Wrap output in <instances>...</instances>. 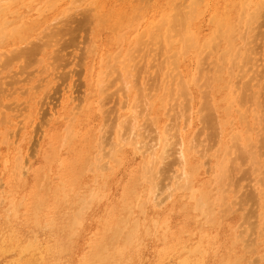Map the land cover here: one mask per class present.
Instances as JSON below:
<instances>
[{
    "label": "rangeland",
    "instance_id": "rangeland-1",
    "mask_svg": "<svg viewBox=\"0 0 264 264\" xmlns=\"http://www.w3.org/2000/svg\"><path fill=\"white\" fill-rule=\"evenodd\" d=\"M18 1H20L18 4H14V2L11 0L0 1L1 7L4 6V8H6L7 4V9H10L5 10L0 7V21L7 20V26L5 28H7L6 31H8L6 34L4 29L0 28V32L2 33L3 31L4 34H6V36H2L0 33V37H2L3 40L1 41L0 39V225L1 223L5 222L4 214L7 206H9L11 203H16L21 207L19 206L17 214L14 217L15 219H10V224H12L17 233H19L18 235L21 234L20 238L22 240L29 242V238L38 233L36 235V240L38 239L37 241L43 245V248H50L52 246L51 243L54 245L55 241L59 238L63 240L65 236L60 232L59 229L57 230V228H54V231L42 230L44 232L39 229L38 232L37 229V231L34 229V224L25 218V215L28 212L29 194H36V196L39 197L43 202V208L41 212L38 213L39 221L43 219V216L45 217V215H49L50 211L52 210V206L54 205L55 201V197L53 196L54 193L56 195V193L59 192V197H62L64 185L62 183L63 176L59 173V170L61 169L59 162H63L64 168L62 171H64L67 176H71V186H74V189L71 191V186L69 185L67 187L69 188L68 191H70V196H68L70 199L68 203L70 205H68V207H72L76 203L77 197L85 189L96 186V180L99 179L100 183H102V180L100 179L101 177H104V179L107 180H105L107 187L109 186L107 188L108 195L103 198L101 202L99 201V203H97V205L92 210H88L86 212L87 216H84L83 219L86 223L82 221V226L79 230H77L78 234H83L81 237L83 239V243L80 244V246L83 245L86 247L85 249L87 251L89 247H87L86 243H88L89 238L90 240H93L99 236L98 234L96 235V233L99 231V228L97 229L95 220L105 217L106 212H104V209L107 205L117 207L114 213H112V217L116 218L120 217L122 214H125L123 211L124 207L128 211H134L135 219L138 218L140 221L146 219V221L149 222L151 220L150 218H153L156 215L163 219L167 218L170 232L173 233V235L176 234L178 239L184 244L193 243L197 240V236L199 235V228L197 226H199L200 220L203 219L202 214H204L200 211H197L193 206V203L199 197V192L200 194L203 192L204 194L208 195L209 201H211L207 202L208 204L205 211H207L212 217L214 225L211 227H200L203 231L207 230V232L213 237V245L206 249V255L204 253L202 263L264 264V0H252L251 2H257L251 5L248 4L251 6V9L247 8L248 5H244L247 9L244 8V14L241 13V15L239 13V7H233V2L235 0H202V5H199V7H197L198 9L194 13L198 16V13L201 11L199 16L197 17L194 15L195 20H193L192 15V20L186 21L188 24L186 22L184 23L187 25V31L193 30L197 32V41L199 40L197 42L198 47L196 48V53L194 54L195 48L191 47L194 49L188 48L189 50L187 49V52L185 51L186 55H183V53L180 54V52H182L180 48L183 42L181 43V41H177L179 40V36L176 35L179 31V27L177 26L178 23L176 24V29L172 27L174 25L169 26V28L172 27V31L175 29L176 34L174 33L175 35L173 36V32L170 30L171 33L169 32V34L172 35V38L169 37L168 41H170V39H173L174 42L177 41L176 43L171 42V50H169V45L167 47L169 42H164V37H166V35L163 36V34L166 33L165 29H167V23L164 25L161 23L162 26L159 25L160 30L158 29V32L163 31L160 33V35L162 37V42L165 44L167 43L166 45L163 44L161 40L157 42L156 37H158V33L156 32L157 30L154 31V29L157 28L156 26L160 24L159 22H161V20L164 18L161 17L162 14L160 13H168V9H171L169 13L174 11L171 8L173 4L169 6L171 1L173 2L174 0H57V4L56 0H32V3L29 5L27 3L30 1L27 2L28 0ZM42 1L45 3L42 4ZM226 1L228 4H226ZM188 2L189 0H176L174 3H176L177 6L179 5L177 11H181L183 13L186 10H190L187 8L189 6ZM12 3L14 4L13 6ZM206 3H208V5L204 7L203 5H206ZM20 4H22V7H20ZM32 4L35 5L33 6ZM258 4L260 6H257ZM163 6L167 10L163 9ZM158 7L160 8L158 9ZM260 7L263 8L261 9ZM67 8L69 10H67ZM252 8L253 10L258 8L256 13L255 10H252ZM246 10H252L251 15L255 14L256 17L254 15V18L256 20L253 19L255 22L251 20L252 23L246 24L248 25L246 28L245 24H243L242 28L241 24L244 22L246 23V20L248 19L247 13H249V11L246 12ZM215 12L221 16L227 14L224 17L227 18V21L229 18V21L232 23L239 21V15L242 16L243 14L247 17L246 19V17L243 16L244 20H241L240 17L241 21L239 23L241 26L238 23L240 28L237 26L236 34L232 38V45L239 50V58L237 55H235V57L237 56L238 58L235 59L234 55H232L235 62H230V66L228 62L231 61L230 59L232 57H229V52H231L229 49L227 53H221L223 57L220 55V60L217 55L220 53V50L221 52H225L224 50H227L229 47L227 46L228 44L226 45L225 42H222V40L218 38L220 43L218 42L219 45H217V47L215 46V50L208 49L207 47L203 49L204 45L201 46L204 40L206 41L209 39V36L213 35L212 30L214 24H212L213 20H210L209 18ZM11 13L13 14L11 15ZM165 13H163V15ZM136 15L141 16L138 17L140 19H136L137 21L140 20V23L139 21L137 22L135 20L137 17ZM1 16L3 17L1 18ZM143 18L145 20H143ZM8 20H10L11 23H8ZM150 20L151 24L149 23ZM157 20L159 22H156ZM189 21H191V23H189ZM192 21L195 22L192 23ZM209 21L211 24L208 23ZM153 23H155L156 26L152 25ZM195 23L198 24L196 25ZM18 24H20L19 26L21 28H14V26L12 27V25L16 26ZM53 24L55 25L52 27ZM189 24L190 26H188ZM9 26L12 29H10ZM149 26L153 27L152 30L157 33L155 37H153L155 38V41L153 38L149 39L152 43L147 44L148 46H146L144 43L145 41H142V44L144 43L145 45L143 44V47L141 48V44L140 47L139 44L137 46V40L139 43H141V39L144 40L148 36L147 34L146 36L144 34L141 39L139 37V35H142L140 32L143 30V33H148V31L151 30ZM148 27L149 30L146 31ZM161 27H164L165 29ZM184 28L185 26H183V29ZM238 28L239 30L242 28L240 30L241 32L239 31V33L237 32ZM15 29L17 30L15 31ZM11 30L14 31L11 33L12 37L10 35ZM153 31L149 32L154 35ZM239 34H241V38L239 37ZM50 35L52 36L50 37ZM129 36L134 37L131 38ZM161 45H163L164 49L166 50H164L163 46ZM135 47L139 48L137 49ZM199 49H202V51L200 50L201 54L199 53L200 55L198 56L197 52H199ZM174 50L175 52L179 50L178 52L180 54L179 56L178 52H176V56H179L178 59L180 58L179 65L176 63V66L172 61L170 65L169 63H166V58L168 55H171L172 52L174 53ZM245 50L248 51V54H250L252 51L253 53H251L250 56L252 62L250 61V63H248L249 61L247 60V65L242 63V65H244L243 68L241 67L240 61L242 60L241 57L243 54L247 53ZM167 51H169V53ZM204 52L207 56L197 60L199 57H203ZM1 53L5 55L3 56ZM12 53H14L16 56L14 54L12 56ZM195 55L198 56V58ZM129 58L130 60H128ZM221 58L224 62L221 60ZM168 59L169 57L167 58V61L169 62L170 59L172 60V58L169 60ZM127 61L128 63H126V65H129L125 66L124 68L123 62ZM217 61V65H219L221 62L220 64L223 63L224 65L222 64L220 66H223L224 68H222L223 71L221 70L222 73L219 71L221 74L218 72L220 74L219 76L221 80L216 79L215 81L213 80V77L217 76V70L215 69ZM254 62L257 64H254ZM107 63L110 65H107ZM252 63L254 64L253 67L251 65ZM121 64L123 65V69H125L124 71ZM106 65L108 67H106ZM111 65L113 67H111ZM227 67L230 69L226 70ZM231 68L233 69L231 70ZM241 68L244 72L241 71ZM259 69L262 70L260 71ZM255 74H257V76ZM70 75H72L71 78ZM169 76L172 77V79L169 78ZM250 77L253 79H250ZM180 78L182 81L183 79L187 81L184 83L185 86L187 85L184 96H182L180 91L181 89H178L180 86L179 84L182 85L183 83L177 82L178 88L176 86V81H178ZM205 79H208V82L205 81ZM247 79H249V82H246ZM42 80L43 82L41 84ZM63 80L66 81L63 82ZM73 80H75L74 84L77 87H72L74 85L72 84ZM66 82L68 86L65 85ZM244 83H246V88L248 91L244 88ZM248 85L250 89H248ZM41 86L42 88H40ZM34 87L36 89H34ZM37 87L40 88V92H37ZM59 87H61V89ZM13 88L14 91L17 90V93L16 91L13 93ZM58 88L62 90V92ZM76 88L79 89L77 90L78 93L75 90ZM58 90L60 91V99L58 96ZM73 90V93H75L73 96L76 97L77 95L79 100L77 97L76 100L80 101L78 104V101L76 102L75 100L74 104L76 107H73L74 104L69 103L68 98L69 92ZM125 90L127 92H125ZM176 90H179V92ZM254 95L256 97L260 96L257 98L258 100L253 98ZM250 96L253 98V100L250 98ZM31 97L36 98L32 99ZM43 97L45 99H43ZM57 98L59 100H57ZM23 100L24 102L22 103H24V105H20L19 103H21ZM254 100L258 103L254 102ZM26 102H28V104ZM39 102H43V104L40 105ZM131 104L137 105V111L140 115V117L138 116L139 118H137L135 123L137 124L135 126L140 125L138 126L139 128H137L140 130V132H138V130L134 132L142 135V138L138 137L136 139V142L143 140L140 143L141 145H145L143 150H140V152L134 151L135 147L132 145L135 143L133 140L135 139L134 136L131 138L132 142H129L130 145L128 146L127 144H124L126 142L120 143L118 139H121L122 137H124L123 139H128L127 134H129V136L131 134L132 136L131 125L133 124L132 122H134V114H132L134 105ZM5 105L9 106H7L9 110H7L8 108H6ZM46 105L47 107H45ZM54 106H56L57 110H54ZM23 107L25 110L23 109L20 111ZM31 107L40 114L43 111L42 109L46 111V109L49 108L47 112L50 114L47 112L46 113L50 116L47 115V119H44L43 117L46 115L45 111L42 112V114L44 113L42 118V114L40 115L38 113V119L35 121V124L33 123L35 127L31 125L28 128H25L26 130L24 128L20 129V131L22 130L24 132H20L16 128L19 126L18 124L22 125L23 123L18 122L17 126L15 127V130H17L16 139H24V141L27 140V154H29V151L31 153L34 150H38L35 154V157L33 156L31 158L32 166L29 170L30 172L28 171V173H26L28 177L23 173V180L22 178L20 179L21 175L18 172L16 174H19V176L15 175V170H13L12 165L9 164V162H12L11 158L14 157L13 155H15L14 145L12 147L7 146L6 143H4L5 141L3 142L2 140H5L4 138L7 136L5 130L11 133V130L14 127L12 125L10 127L8 124V126H5L4 122L2 123V119H4V117L2 118V111L5 112L6 108V112L4 114L8 116L7 118L11 117L10 119L15 121L19 119L21 120L26 114V118L24 117L25 120H22V122H25L28 121L29 118H32L30 115L33 116L34 111H31ZM10 108L13 110H10ZM59 109H63V111ZM18 110L20 114L22 113L23 115H20ZM56 112L59 114L57 115ZM14 113L16 115H13ZM54 113L56 115L51 116ZM49 117L50 122L48 121V124L44 122V120L47 121ZM42 120L43 122H41ZM40 122L41 129L38 130V128H40ZM173 123L174 126L172 127ZM36 125H38V128ZM45 125L47 126L45 127ZM32 126L34 127V130H32ZM66 129L71 131L70 137L66 141L67 144L61 149V151H59L57 155L58 157L56 156L54 159H52L50 151L54 147L57 148L59 139L67 133L65 132ZM41 130L44 132V136L42 135L43 132ZM34 131H38V133ZM164 131L166 132L163 133ZM168 131L170 133H168ZM33 133H36V136ZM4 134L6 136H3ZM25 134L27 135L25 136ZM53 134H55V136ZM166 134L169 142L167 149L170 153L167 151L169 155L165 160L157 159V161L155 159L157 155L154 154L155 158L153 159L155 164L152 167L154 170L153 173H155L152 175V180L148 181L145 179L146 175L142 174L144 173L142 164L144 162L148 163L150 160H152V158L150 159L147 154H142V152L144 153V149H148L147 147L151 146L154 142L153 144L157 146L154 147V149H156L155 153H159L161 151V145H156L157 141L155 142L154 140H157V138L160 139ZM33 135L36 137L35 139ZM39 135H42V139L39 138ZM75 135L77 137H75ZM168 135H172V138L168 137ZM181 135H183L185 138L183 149L184 151H187V155L189 156L188 161L185 164H181L179 162L180 157L178 152L179 144L181 142ZM235 135L238 139L235 137ZM99 137H102V139L100 138L99 140ZM233 137L236 138L237 142L234 141L235 138ZM29 139L30 141H28ZM38 140L40 142H38ZM232 141L234 142L232 143ZM117 142H119V144ZM243 143L244 145L250 144L244 147ZM34 144H39V147L35 149L36 145L34 146ZM30 145L31 150L29 148ZM235 145L237 147H234ZM241 147L242 150L244 149L243 151L241 150ZM238 150H240L241 153H239ZM141 155L143 156L141 157ZM96 157H99V159ZM5 158H7L6 160L8 163L4 166ZM82 160L84 161L82 162ZM52 161L56 162L54 163ZM222 162L223 166L225 167L222 170V174L224 176L219 180V176H216L215 173L219 172V168L217 167H219ZM196 165L197 172L189 180L192 187H190V192L181 188L178 190L177 188H179V186L181 187L184 183L182 178V172L184 169L191 170L192 167ZM225 169L226 171L224 172ZM115 170L116 172L113 173ZM225 174L227 175L225 176ZM36 175L45 181L42 191L35 188L33 184L34 179L38 180ZM14 178L16 180H13ZM17 178H19V181H24V184L26 181L28 183L24 185L20 182L19 184ZM216 180H218V182ZM135 181L136 183L133 185L134 187L136 186L137 194L140 195L142 193L141 197L149 196L151 199L150 205H147L143 209H139L137 211L135 209H129L130 205L127 202H124L121 190V186H126L130 182L133 183ZM219 182L220 184H218ZM190 193H192V197H190ZM122 202L123 205L121 204ZM132 204L134 205L135 201L132 202ZM90 212L93 213L91 214ZM60 220L61 225L65 227V219L63 220L60 218ZM22 223L23 225H26L23 226ZM183 230L188 232L184 233ZM244 232H246V234ZM55 237L57 239H55ZM216 237L217 239H215ZM247 240L249 243L245 242ZM157 241L158 240L152 233H149V235H146L142 238L139 251L140 258L137 259V264H154L157 261L156 258H158V254L165 249V244H163L161 241ZM173 244L174 241H171L168 245L169 247H172ZM217 245L218 248L216 247ZM13 253H5V256L3 255L0 258V260L3 261H0V264H10L11 262H15L19 256L16 252ZM72 255V253L68 252L63 254L61 260L63 264H80L77 262L78 257ZM14 256L16 260L14 259ZM164 262L165 264L177 263L175 255L167 257Z\"/></svg>",
    "mask_w": 264,
    "mask_h": 264
},
{
    "label": "bare ground",
    "instance_id": "bare-ground-1",
    "mask_svg": "<svg viewBox=\"0 0 264 264\" xmlns=\"http://www.w3.org/2000/svg\"><path fill=\"white\" fill-rule=\"evenodd\" d=\"M1 1V0H0ZM12 2H14V4H18V2H20V1H18V0H11ZM22 1V0H21ZM30 1V2H29ZM32 0H28L27 2H29V3H27L28 5L30 4V3H32L31 2ZM33 1H35V0H33ZM48 1V0H47ZM141 1V0H140ZM183 1H185V0H183ZM210 1V0H209ZM234 1V0H233ZM252 0H235L234 2H233V7L235 8V7H239V13H240V15H241V13H243L244 14V11H245V9L244 8H246L244 5H248V4H254V3H256V2H251ZM263 1V0H262ZM6 2V1H5ZM9 2V1H8ZM174 2H176V0H174L173 2L171 1V3L169 4V6L171 5V4H173L172 5V10H174L172 13H169V11L171 10V9H168V13H165V12H161L160 14H162L163 15V13H165L163 16L161 15V17H164L162 20H163V22H162V20H161V22H159L158 20L156 21V22H159L160 24H158L157 26H156V22L155 23H153L152 25H155L157 28L156 29H154V31H156V32H154L153 30H152V28L153 27H150V29L151 30H149V27L147 28V30L146 31H153V33H154V35L151 33V32H149L148 31V33H143L144 32V28L142 29L143 31L142 32H140V33H142V35L140 36L139 34V37H140V39L142 38V36L145 34V36H146V34L148 35L147 37H148V39H147V37L144 39V40H142L141 39V43H139L138 42V40H137V46H138V44H139V47H140V44H141V48L143 47L142 45L145 43L146 44V46H148L147 44H151L152 42H150V40L149 39H151V38H153V37H155V35L157 34V36L158 37H156L157 39V42H159L160 40H161V42H162V37H161V35H160V33H162V32H158V29L160 30V26H162L161 25V23L164 25V24H166L167 23V29H165L164 27H161V28H164L165 30H166V33L165 34H163V36H165L166 35V37H164L165 38V41L164 42H169V44H167V47H168V45H169V48H170V45H171V42L173 43L174 41H173V39H170V41H168L169 39V37L170 38H172L171 36L173 35H175L176 34V32H175V27H179L178 28V32H177V36H179V40H177V41H181V43H182V45H181V51L182 52H180V54H182L183 53V55L187 52V49L188 48H191V47H194L195 48V50H194V54L196 53V48L198 47V44H197V42L199 41H197V32L196 31H193V30H189V27H188V30L189 31H187L186 30V26L187 25H185L184 23L186 22V21H188V20H192L191 19V17H192V15H193V20H195L194 19V15L195 16H197L196 14H194L195 12H196V10L198 9L197 7H199V5H202L201 3L203 2L202 0H189V2H188V7L187 6H185V7H187L188 9H190V10H186V11H184L183 13L180 11H177V8H178V6H177V4L176 3H174ZM223 2V1H222ZM242 2V3H241ZM38 3V2H37ZM43 3H45L44 1H42V4ZM50 3V2H49ZM145 3V2H144ZM178 3H179V1H178ZM211 3V2H210ZM259 3V2H258ZM13 3H12V6L14 5ZM26 4V3H25ZM51 4V3H50ZM56 4H57V0H56ZM70 4V3H69ZM204 4V3H203ZM226 4H228V2L226 1ZM2 5H4V4H2ZM22 4H20V7H22L21 6ZM33 5V4H32ZM35 5V4H34ZM33 5V6H34ZM55 5V4H54ZM181 5H182V3H181ZM184 5V4H183ZM208 5V3H206V5H203L204 7H206ZM9 6H10V3H9ZM24 6V5H23ZM249 6V5H248ZM247 6V8H250L251 6H249L248 7ZM252 6H254V5H252ZM257 6H260L259 4L257 5ZM256 6V7H257ZM1 7V6H0ZM26 7H29V6H26ZM25 7V8H26ZM50 7V6H49ZM67 7V6H66ZM161 7V6H160ZM160 7H158V9L160 8ZM182 7H184V6H182ZM191 7V8H190ZM211 7V6H210ZM2 9H5V10H10V9H7V4H6V8H4V6L3 7H1ZM0 8V9H1ZM33 8V7H32ZM246 8V9H247ZM261 9L263 8V7H260ZM259 8V9H260ZM17 9V8H16ZM27 9V8H26ZM44 9V8H43ZM69 9H70V6H69ZM68 8H67V10H69ZM163 9H165L164 8V6H163ZM204 9H207V8H204ZM231 9V8H230ZM251 9V8H250ZM258 9V8H257ZM257 9L255 8L254 10H255V13H256V11H257ZM12 10V9H11ZM165 10H167V9H165ZM252 10H253V8H252ZM252 10L251 11H249V13H247V17H248V19H247V17H246V15H243L242 14V16H240L239 14V21H236V22H234V23H232V22H230L229 21V18H228V21H227V18H225L224 16H226V15H224V16H221V15H219L218 13H213L212 14V16L209 18L210 20H213V23L212 24H214L213 25V30H212V33H213V35H211V36H209L208 38L209 39H207L206 41L204 40L202 43V45L201 46H203V49L205 48V47H207L208 49H214L215 48V46L217 47V45H219L218 44V42H219V39L220 40H222V42H225L226 43V45L227 46H229L228 48H227V50H224L225 52H221V50H220V53L219 54H217L218 55V58H219V60H220V55H221V53L223 54H225V53H227V51H228V49H229V51H231V52H229L230 54H229V57H232V55H234V57H235V55H239V50L238 49H236V47L235 46H233L232 45V38H233V36L236 34V29H237V26L239 27V25H240V21L241 20H244L243 19V16L244 17H246V23L244 22V23H242L241 25H242V28H243V24H245V28L246 27H248V25H246V24H250V23H252L251 22V20L253 21V19H255L254 18V15L252 14L251 15V12H252ZM253 10V11H254ZM1 11V10H0ZM2 11H4V10H2ZM15 11V10H14ZM148 11V10H147ZM152 11V10H151ZM160 11V10H159ZM163 11V10H162ZM183 11V10H182ZM247 10H246V12H248ZM259 11V10H258ZM263 11H264V8H263ZM7 12H9V11H7ZM12 12V11H11ZM208 12V11H207ZM222 12V11H221ZM221 12H220V14H221ZM2 13V12H1ZM67 13V12H66ZM199 13H201V11L199 12ZM199 13H198V16H199ZM206 13V12H205ZM10 14V13H9ZM13 13H11V15H12ZM203 14V13H202ZM248 14H249V16H248ZM3 15V14H2ZM157 15V14H156ZM134 16V15H133ZM137 17L135 18V20L136 19H140V18H138L139 16L138 15H136ZM141 16H142V14H141ZM140 16V17H141ZM154 16V15H153ZM197 16V17H198ZM229 16V15H228ZM227 16V17H228ZM3 16H1V18H2ZM147 17V16H146ZM152 17V16H151ZM150 17V18H151ZM155 17V16H154ZM179 17V18H178ZM196 17V18H197ZM240 17H241V20H240ZM255 17H256V15H255ZM5 18H6V16H5ZM5 18H4V20H5ZM149 18V17H148ZM200 18V17H199ZM258 18V17H257ZM54 20V19H53ZM93 20H94V18H93ZM92 20V21H93ZM99 20V19H98ZM132 20V19H131ZM143 20H145L144 18H143ZM152 20V19H151ZM151 20H150V24H151ZM154 20V19H153ZM201 20H202V18H201ZM235 20V19H234ZM256 20V19H255ZM255 20L253 21V22H255ZM7 21V20H6ZM6 21H3V20H1L0 21V25H1V29H4V31H5V33L6 32H8V31H6L7 30V28H5L6 26H7V22ZM52 21V20H51ZM137 21V20H136ZM139 21V23H140V20H138ZM137 21V22H138ZM57 22H59V21H57ZM102 22L104 23V21L102 20ZM141 22H143V21H141ZM165 22V23H164ZM193 22H195V21H192V23ZM212 22V21H211ZM249 22V23H248ZM8 23H11L10 22V20H8ZM53 23V22H52ZM136 23V22H135ZM148 23V24H149ZM170 23V24H169ZM175 23V24H174ZM178 23V24H177ZM187 23V22H186ZM189 23H191V21H189ZM208 23H210V21L208 22ZM238 23H239V25H238ZM258 23H259V21H258ZM21 24V23H20ZM20 24H18V25H12V27L14 26V28H16V27H20L19 25ZM49 24V23H48ZM97 24V23H96ZM176 24H177V26H176ZM188 24V23H187ZM196 24V23H195ZM195 24H194V26H195ZM198 24V23H197ZM196 24V25H197ZM211 24V23H210ZM49 25H51V24H49ZM55 24H53L52 25V27L54 26ZM130 25H131V23H130ZM143 25H144V23H143ZM160 25V26H159ZM170 25H174V26H172V27H174L175 29H173V31H172V27H170L169 28V26ZM240 25V26H241ZM255 25H257V24H255ZM259 25V24H258ZM261 25H262V23H261ZM11 26V25H10ZM9 26V27H10ZM22 26V25H21ZM45 26V25H44ZM47 26V25H46ZM148 26V25H147ZM146 26V27H147ZM166 26V25H165ZM183 26H185V28L183 29ZM188 26H190V24L188 25ZM192 26V25H191ZM194 26H193V28H194ZM49 27V26H48ZM200 27V26H199ZM250 27V26H249ZM254 27V26H253ZM21 28V27H20ZM46 28V27H45ZM192 28V29H193ZM196 28H198V27H196ZM195 28V29H196ZM201 28V27H200ZM240 28V27H239ZM239 28H238V30H237V32L239 33V31L242 29H240L239 30ZM256 28H258V27H256ZM0 29V30H1ZM10 29H12L11 27H10ZM114 29H115V27H114ZM116 29H117V26H116ZM169 29V30H168ZM8 30H9V28H8ZM14 30V29H13ZM13 30H11V32H10V35H11V33H13L14 31ZM17 29H15V31H16ZM163 30V29H162ZM168 30V31H167ZM170 30H171V32H173L172 33V35H170L169 34V32H170ZM197 30H199V29H197ZM255 30H257V29H255ZM49 31V30H48ZM52 31V30H51ZM54 31H55V29H54ZM191 31V32H190ZM193 31V32H192ZM247 31H248V28H247ZM53 32V31H52ZM52 32H50V33H52ZM170 32V33H171ZM241 32V31H240ZM257 32V31H256ZM1 33V32H0ZM175 33V34H174ZM179 33V34H178ZM243 33V32H242ZM247 33V32H246ZM7 34V33H6ZM6 34H4V32L2 31V33H1V35L3 36H6ZM47 34V33H46ZM54 34V33H53ZM52 34V35H53ZM181 34V35H180ZM17 35H18V33H17ZM49 35V34H48ZM52 35H50V37L52 36ZM134 35V34H133ZM136 35V34H135ZM160 35V36H159ZM170 35V36H169ZM254 35V34H253ZM132 36V35H131ZM131 36H129V37H131ZM200 36V35H199ZM241 36V34H239V37ZM248 36H250V35H248ZM9 37V36H8ZM11 37H12V35H11ZM49 37V36H48ZM134 37V36H133ZM133 37H131V38H133ZM136 37H137V35H136ZM139 37H138V39H139ZM181 37H182V39H181ZM199 38V37H198ZM219 38V39H218ZM241 38V37H240ZM248 38V37H247ZM0 39H1V41H3L2 40V37H0ZM206 39V38H205ZM146 40H147V43H146ZM153 40L155 41V38H153ZM152 40V41H153ZM164 40V39H163ZM172 40V41H171ZM217 40V41H216ZM254 40V39H253ZM142 41L144 42L143 44H142ZM176 41V42H177ZM215 41H216V43H215ZM246 41H247V39H246ZM176 42H174V43H176ZM252 42H255V41H252ZM155 43V42H154ZM163 43V42H162ZM220 43V42H219ZM243 43V42H242ZM135 44V43H134ZM144 44V45H145ZM156 44V43H155ZM155 44H153V45H155ZM163 44H165V43H163ZM165 44V45H166ZM197 44V46L195 47V45ZM249 44V43H248ZM91 45V44H90ZM194 45V46H193ZM245 45V44H244ZM253 45V44H252ZM149 46H151V45H149ZM157 46H158V44H157ZM161 46H163V45H161ZM172 46V45H171ZM240 46V45H239ZM242 46V45H241ZM90 47V46H89ZM138 47V48H139ZM152 47V46H151ZM177 47V46H176ZM211 47H213V48H211ZM226 47V46H225ZM243 47V46H242ZM91 48H93V47H91ZM135 48H137V47H135ZM137 48V49H138ZM140 48V49H141ZM146 48V47H145ZM144 48V49H145ZM194 48H191V49H194ZM199 48H200V46H199ZM202 48V47H201ZM241 48V47H240ZM94 49V48H93ZM163 49H164V46H163ZM174 49L176 50V48L174 47ZM231 49V50H230ZM245 49V48H244ZM249 49V48H248ZM143 50V49H142ZM162 50V49H161ZM164 50H166V49H164ZM168 50V49H167ZM169 50H171V48L169 49ZM175 50H174V53L172 52V54L171 55H168V57H169V59L170 58H172V60L170 59V62L169 61H167V58H166V63H169V65L171 64V61L172 62H174V64H175V66H176V63H177V65H179V59H178V57L180 56V54H179V50L178 51H176V52H178V55L179 56H176L177 54H176V52H175ZM189 50V49H188ZM202 51V49H199V52H197L198 53V56L201 54V51ZM215 50V49H214ZM251 50V49H250ZM252 50H253V48H252ZM153 51V50H152ZM184 51V52H183ZM186 51V52H185ZM246 51V50H245ZM244 51V52H245ZM264 51V50H263ZM168 53H169V51H167ZM247 53H244L243 54V56L241 57L242 58V60L240 61V63H241V67H243L244 68V65H242V63L243 64H245V65H247V63H246V61L248 60L249 62L248 63H250V61L252 60L251 59V53H253V51L250 53V54H248V51H246ZM254 52H255V50H254ZM165 53H166V51H165ZM200 53V54H199ZM208 53V52H207ZM213 53V52H212ZM2 54V53H1ZM13 54L14 53H12V56H13ZM17 54V53H16ZM174 54V55H173ZM206 53L204 52L203 53V57L201 56V57H199L198 58V56H196L198 59L197 60H199L200 58L202 59V58H204L205 56H207V55H205ZM3 56L5 55V54H2ZM15 55V54H14ZM166 55V54H165ZM172 55H173V57H172ZM186 55V54H185ZM11 56V55H10ZM9 56V57H10ZM16 56V55H15ZM171 56V57H170ZM237 56L235 57V59H238L239 58V56H238V58H237ZM175 57V58H174ZM195 57V58H196ZM221 57H223L222 55H221ZM234 57H232L230 60L231 61H229L228 62V64H229V66H230V64L234 61ZM7 58V57H6ZM117 58V57H116ZM152 58V57H151ZM217 58V59H218ZM244 58V59H243ZM248 58V59H247ZM257 58V57H256ZM256 58H255V60H256ZM12 59V58H11ZM115 59V58H114ZM132 59V58H131ZM168 59V60H169ZM176 59H178V60H176ZM228 59V60H229ZM4 60V59H3ZM2 60V61H3ZM107 60V59H106ZM109 60V59H108ZM128 60H130V58L128 59ZM175 60H176V62H175ZM196 60V61H197ZM221 60H222V58H221ZM259 60V59H258ZM5 61V60H4ZM223 61V60H222ZM245 61V62H244ZM7 62V61H6ZM153 62V61H152ZM163 62H164V60H163ZM216 62V61H215ZM224 62V61H223ZM231 62V63H230ZM235 62V61H234ZM233 62V63H234ZM252 62V61H251ZM106 63V62H105ZM121 63H122V61H121ZM124 64V68H125V66H128V65H126V63H128V61L127 62H123ZM149 63H150V60H149ZM180 63H181V61H180ZM214 63V62H213ZM221 63V62H220ZM219 63V65H217L218 64V61H217V63H216V65H215V69L217 70L216 72H217V76H215V77H213V80H215L216 81V79H219V80H221L220 79V74L222 73L221 72V70H222V68H224L223 66L221 67L220 65H222V64H220ZM238 63V62H237ZM256 62H254V64H255ZM253 63L251 64L252 65V67H253V65H254ZM257 64V63H256ZM107 65H110V64H108L107 63ZM106 65V67H108ZM122 65V64H121ZM123 65H122V69H123ZM172 65H173V63H172ZM224 65V64H223ZM233 65V64H232ZM231 65V66H232ZM264 65V64H263ZM262 65V66H263ZM167 66H168V64H167ZM220 66V67H219ZM239 66V65H238ZM249 66V65H248ZM257 66V65H256ZM260 66H261V64H260ZM111 67H113L112 65H111ZM110 67V68H111ZM185 67V66H184ZM218 67V68H217ZM235 67V66H234ZM237 67V66H236ZM44 68V67H43ZM121 68V67H120ZM246 68H248V67H246ZM230 69V68H229ZM228 69V67H227V69L226 70H229ZM233 68H231V70H232ZM239 69V68H238ZM242 69V68H241ZM252 69V68H251ZM263 69V68H262ZM261 69V70H262ZM45 70V69H44ZM125 69H123V71H124ZM126 70H127V68H126ZM171 70V69H170ZM183 70V69H182ZM249 70V69H248ZM256 70V69H255ZM260 70V69H259ZM260 70V71H261ZM122 71V72H123ZM221 73H220V72ZM223 71V70H222ZM241 71H243V69L241 70ZM240 71V72H241ZM253 71V70H252ZM69 72V71H68ZM220 74H219V73ZM244 72V71H243ZM169 73V72H168ZM167 73V74H168ZM172 73V72H171ZM214 73V72H213ZM231 73V72H230ZM49 74V73H48ZM64 74V73H63ZM176 74V73H175ZM174 74V75H175ZM240 74V73H239ZM258 74H259V72H258ZM163 75L165 76V74L163 73ZM181 75V74H180ZM214 75V74H213ZM230 75V74H229ZM256 76H257V74H255ZM254 75V76H255ZM63 76V75H62ZM71 76L72 75H70V78H71ZM167 76V75H166ZM254 76H252V77H254ZM219 77V78H218ZM68 78H69V76H68ZM68 78H67V80H68ZM164 78V77H163ZM169 78H171L172 79V77H170L169 76ZM212 78V77H211ZM255 78V77H254ZM44 79H46V78H44ZM49 79V78H48ZM174 79V78H173ZM188 79H190V78H188ZM188 79H186V80H188ZM230 79V78H229ZM250 79H253V78H251L250 77ZM40 80V79H39ZM52 80V79H51ZM164 80V79H163ZM165 80H166V78H165ZM170 80V79H169ZM178 80V79H177ZM179 80H181V81H179ZM178 81H176V86H177V88H178V83L179 82H181V83H183L182 85L181 84H179L180 86H179V88L178 89H181L180 91H181V93H182V96H184L185 95V93H186V86L184 85V83H186L187 81H185V79H183V81H182V79L180 78ZM202 80H204V79H202ZM208 80V79H207ZM206 79H205V81H207ZM210 80V79H209ZM249 79H247L246 80V82L248 81ZM45 81V80H44ZM48 81V80H47ZM53 81V80H52ZM66 81V80H65ZM64 80H63V82H65ZM70 81V80H69ZM68 81V82H69ZM74 81L75 80H73V83L72 84H74ZM212 81V80H211ZM251 81V80H250ZM256 81V80H255ZM42 82H43V80L41 81V84H42ZM46 82V81H45ZM178 82V83H177ZM193 82V81H192ZM208 82V81H207ZM249 82V81H248ZM190 83H191V81H190ZM47 84H48V82H47ZM46 84V85H47ZM51 84H52V82H51ZM65 84V83H64ZM188 84V83H187ZM235 84V83H234ZM248 84V83H247ZM38 85V84H37ZM66 86H68L67 85V82H66V84H65ZM225 85V84H224ZM244 85H245V89L247 90V88H246V83H244ZM250 85V84H249ZM249 85H248V89H250V87H249ZM255 85V84H254ZM36 86V85H35ZM256 86V85H255ZM58 87V86H57ZM72 87H77L75 84L72 86ZM38 88V90H37V92H40V88H42V86L39 88V87H37ZM60 89H61V87H59ZM58 88V89H59ZM69 88V87H68ZM225 88V87H224ZM16 89V88H15ZM34 89H36L35 87H34ZM59 89V90H60ZM73 89V88H72ZM2 90V89H1ZM13 91H14V88L12 89ZM58 90V96H59V94H60V91L62 92V90H60L59 91ZM76 90V92H77V90H79V89H75ZM16 91V93H17V90H15ZM15 91L13 92V93H15ZM29 91V90H28ZM176 91H178L179 92V90H176ZM248 91V90H247ZM10 92V91H9ZM25 92V91H24ZM27 92V91H26ZM46 92V91H45ZM44 92V93H45ZM74 92V90L73 91H70L69 92V95H68V98H69V103L70 104H74L75 103V100H76V97H77V95H76V97L75 96H73V94H75V93H73ZM125 92H127L126 90H125ZM256 92V91H255ZM21 93V92H20ZM23 93V92H22ZM78 93V92H77ZM76 93V94H77ZM180 93V94H181ZM250 93H251V90H250ZM249 93V94H250ZM24 94V93H23ZM62 94V93H61ZM256 94V93H255ZM9 95V94H8ZM26 95V94H25ZM30 95V94H29ZM36 95V94H35ZM78 96H80V95H78ZM177 96H178V94H177ZM252 96V95H251ZM250 96V98H252ZM45 97V96H44ZM43 97V99H45ZM62 97V96H61ZM64 97V96H63ZM258 97H260V96H258ZM258 97H256L255 95L253 96V98L254 99H257ZM32 99H35V98H33V97H31ZM66 98V97H65ZM67 98V99H68ZM78 98V100H79V97H77ZM158 98V97H157ZM249 98V97H248ZM253 98H252V100H253ZM30 99V98H29ZM39 99V98H38ZM59 99H60V96H59ZM58 98H57V100H59ZM82 99V98H81ZM28 100V99H27ZM31 100V99H30ZM56 100V99H55ZM78 100H76V102L78 101ZM158 100V99H157ZM258 100V99H257ZM33 101H35V100H33ZM225 101H226V99H225ZM249 101H251V100H249ZM22 102H24V100L23 101H21V103H19L20 105L22 104V105H24V103H22ZM29 102V101H28ZM28 102H26L27 104H28ZM47 102H50V101H47ZM53 102V101H52ZM55 102H58V101H55ZM55 102H54V104H55ZM65 102V101H64ZM63 102V103H64ZM79 102L80 101H78V104H79ZM133 102V101H132ZM230 102V101H229ZM251 102H253V101H251ZM254 102H256L255 100H254ZM36 103H38V102H36ZM40 103V102H39ZM81 103H82V101H81ZM256 103H258V102H256ZM1 104V103H0ZM35 104V103H34ZM43 104V102H41L40 103V105H42ZM60 104V103H59ZM58 104V105H59ZM122 104V103H121ZM125 104V103H124ZM123 104V105H124ZM39 105V106H40ZM50 105V104H49ZM53 105V104H52ZM68 105V104H67ZM131 105H134V104H131ZM131 105H130V107H131ZM136 105V104H135ZM134 105V107H133V112H132V114H134V118H133V120H134V122H132L131 124V127H132V129H131V127H130V129H131V132H132V136H131V134H130V136H129V134H127L128 136V139L127 138H125V139H123L124 137H122L121 139L120 138H118L119 139V141H120V143H122V142H126V143H124V144H127V146L128 145H130V143L129 142H132V140H131V138H133V136H134V138L135 139H133L134 141H135V143L134 144H132V145H134V147H135V149H134V151H136V152H140V150H143V148L145 147V145L143 144V145H141V143L140 142H142L143 140H140L139 142H136V139L139 137V138H142V135L141 134H139V133H134V132H136V130H138L137 128H139L138 126H140V125H138V126H135V125H137V124H135L136 123V121H137V118H139L140 117V115H139V113H138V111H137V105L135 106ZM6 106V105H5ZM8 106V105H7ZM6 106V108H8ZM17 106V105H16ZM37 106V105H36ZM60 106V105H59ZM61 106H62V104H61ZM4 107V106H3ZM42 107V106H41ZM45 107H47V105L45 106ZM55 108H54V110H57L56 109V106H54ZM58 107V106H57ZM65 107H66V105H65ZM68 107V106H67ZM73 107H76V105L74 104L73 105ZM120 107V106H119ZM257 107V106H256ZM6 108H5V112H6ZM26 108V107H25ZM27 108H28V106H27ZM33 108H35V107H33ZM43 108V107H42ZM59 108V107H58ZM120 108H122V107H120ZM132 108V107H131ZM226 108V107H225ZM229 108V107H228ZM260 108V107H259ZM24 109V107L20 110V111H22ZM31 109H32V107H31ZM30 109V110H31ZM36 109V108H35ZM38 109V108H37ZM46 109V108H45ZM49 109V108H48ZM48 109H46V111L44 110V109H42L43 111L42 112H44L45 111V116L43 117L44 119H47L46 118V116L48 115V114H50V113H48L47 111H48ZM51 109H53V108H51ZM74 109V108H73ZM98 109V108H97ZM124 109V108H123ZM129 109V108H128ZM7 110H9V108L7 109ZM10 110H13V109H11L10 108ZM19 110H18V113L20 114V112H19ZM25 110V109H24ZM27 110V109H26ZM29 110V111H30ZM53 110V111H54ZM59 110H62L63 111V109H59ZM99 110V109H98ZM130 110H132V109H130ZM226 110V109H225ZM31 111H34L33 112V116H31L30 115V117H32V118H29V120L28 121H23L22 122V120H25V116H27L26 114H25V118L24 117H22V119L20 120H17V121H15V120H13V119H10V118H7L8 116L7 115H5L4 113V111H2L3 112V116H2V118L4 117V119H2V123L4 122V125L6 126L7 124L8 125H10V127H11V125L14 127L12 130H11V133H9V132H7L6 130H5V132L7 133V136L4 134L3 136H6L4 139L5 140H2L4 143H6V145L7 146H13L14 145V149H15V152H14V154L15 155H13L14 157H12L11 159H12V162H9V164H11L12 165V169L13 170H15V175H17L16 173L18 172L20 175H21V177H20V179L22 178L23 179V177L22 176H24L23 175V173L26 175V173H28V171L30 170V168H31V166H32V162H31V158L34 156L35 157V154H36V152L38 151V150H34V151H32L31 153H30V151H29V154H27V150H26V144H28L27 143V140L26 141H24V139H16V131L18 130V131H20V129H22V128H28L29 126H31V125H33V123L35 124V121L38 119V113L39 112H37L36 110H31ZM39 111H40V107H39ZM9 112V111H8ZM26 112V111H25ZM42 112H41V114H42ZM48 114H47V113ZM55 112V111H54ZM87 112H88V110H87ZM90 112V111H89ZM24 113V112H23ZM63 113H65V112H63ZM71 113H72V111H71ZM70 113V114H71ZM103 113V112H102ZM0 114H1V112H0ZM31 114H32V112H31ZM40 114V113H39ZM40 114V115H41ZM44 114V113H43ZM43 114L41 115V118H42V116H43ZM56 114L58 115L59 113H57L56 112ZM55 113L53 114V115H51V116H55L56 115ZM61 114V113H60ZM141 114V113H140ZM10 115H12V114H10ZM13 115H16L15 113L13 114ZM12 115V116H13ZM20 115H23L22 113L20 114ZM19 115V116H20ZM63 115V114H62ZM241 115V114H240ZM246 115V114H245ZM19 116H17V117H19ZM48 116H50V115H48ZM139 116V117H138ZM15 117V116H14ZM24 118V119H23ZM40 118V117H39ZM40 118V119H41ZM54 118V117H53ZM71 118V117H70ZM69 118V119H70ZM86 118H87V116H86ZM43 119V120H44ZM51 119H52V117H51ZM43 120L41 121V122H43ZM50 120V117H49V119L47 120V121H45L44 120V122H46V123H48L49 124V121ZM243 120V119H242ZM257 120H259V119H257ZM49 121V122H48ZM55 121V120H54ZM18 122L19 123H23L22 125L21 124H18ZM41 122H40V124H39V127H40V125H41ZM37 123V122H36ZM17 124L19 125V126H17ZM38 124V123H37ZM44 124V123H43ZM47 124V125H48ZM89 124V123H88ZM3 125V124H2ZM7 125V126H8ZM47 125H45V127L47 126ZM177 125V124H176ZM223 125V124H222ZM17 126V127H16ZM20 126H22V127H20ZM34 126V125H33ZM32 126V127H33ZM38 125H36V127H37ZM49 126V125H48ZM82 126V125H81ZM174 126V123H173V125H172V127ZM15 127L17 128V130H15ZM35 127V126H34ZM34 127H33V129L32 130H34ZM52 127V126H51ZM88 127H89V125H88ZM171 127V128H172ZM177 127V126H176ZM38 128V127H37ZM42 128H43V126H42ZM164 128H165V125H164ZM168 128H170V127H168ZM185 128V127H184ZM39 129H41V127L40 128H38V130ZM47 129V128H46ZM80 129H81V127H80ZM167 129V128H166ZM165 129V130H166ZM174 129H175V127H174ZM178 129V128H177ZM8 130V129H7ZM26 130V129H25ZM29 130H30V128H29ZM98 130V129H97ZM180 130H182V129H180ZM9 131H10V129H9ZM22 131V130H21ZM20 131V132H21ZM42 131V130H41ZM41 131H40V134H41ZM43 131H44V129H43ZM42 131V132H43ZM130 131V130H129ZM156 131V130H155ZM173 131V130H172ZM22 132H24V131H22ZM27 132V131H26ZM34 132H36V133H38V131H34ZM55 132V131H54ZM65 132H67L66 133V135H64L63 137H61L60 139H59V141H58V145H57V148H53L51 151H50V154H51V158L52 159H54L57 155H58V153H59V151H61V149L67 144V139L70 137V133H71V131H68L67 129H66V131ZM80 132V131H79ZM78 132V133H79ZM138 132H140V130H138ZM166 131H164L163 133H165ZM17 133H19V132H17ZM32 133V132H31ZM35 133V134H36ZM51 133V132H50ZM73 133V132H72ZM130 133V132H129ZM168 133H170L169 131H168ZM20 134V133H19ZM34 134V133H33ZM34 134V135H35ZM44 134V132L42 133V135ZM60 134V133H59ZM90 134V133H89ZM18 135V134H17ZM27 134H25V136H26ZM33 135V136H34ZM41 135V136H42ZM54 136H55V134H53ZM141 135V136H140ZM173 135V134H172ZM171 135V136H172ZM36 136V135H35ZM34 136V139L36 138ZM40 136V135H39ZM39 137V138H41L42 139V137ZM44 136V135H43ZM49 136V135H48ZM170 135H168V137H171ZM234 136V135H233ZM31 137V136H30ZM75 137H77L76 135H75ZM81 137V136H80ZM235 137L237 138V136L235 135ZM235 137H233V138H235ZM19 138V137H18ZM23 138V137H22ZM29 138V137H28ZM38 138V139H39ZM100 138L102 139V137H99V140H100ZM172 138V137H171ZM231 138H232V136H231ZM230 138V139H231ZM236 138L234 139V141H236L237 142V140H236ZM31 139V138H30ZM30 139L28 140V141H30ZM238 139V138H237ZM43 141V140H42ZM144 141H145V139H144ZM155 142H156V145L158 144V146H160L161 145V151L159 152V153H155V150L156 149H154V147H157V146H155V144H153L152 143V145L151 146H149V147H147L148 149H144V153L142 152V154H147L148 155V157L151 159L152 158V160H150L148 163H146V162H144L143 164H142V169L144 170V173H142L143 175H146V177H145V179L146 180H148V181H151L152 180V175L155 173H153V165L155 164V162H154V159L153 158H155L154 157V154H156L157 155V157L155 158L156 159V161H157V159H161V160H165L167 157H168V153H170L169 151H168V149H167V147H168V145H169V142H168V138H167V134L165 135V136H163L162 138H157V140H154ZM234 141H232V143L234 142ZM33 142V141H32ZM38 142H40L39 140H38ZM46 142V141H45ZM51 142V141H50ZM100 142V141H99ZM147 142V141H146ZM235 142V143H236ZM34 143V142H33ZM118 144H119V142H117ZM144 143V142H143ZM184 143H185V138H184V136L183 135H181V142H180V144H179V157H180V163L181 164H185L187 161H188V158H189V156L187 155V151H184ZM30 144H31V142H30ZM148 144H149V142H148ZM250 144V143H249ZM248 144V145H249ZM33 145V144H32ZM36 144H34V146H35ZM114 145H115V143H114ZM140 145V146H139ZM234 145V144H233ZM237 145V144H236ZM234 146V147H237V146ZM243 145H244V143H243ZM247 145V144H246ZM246 145H244V147L246 146ZM247 145V146H248ZM34 146H32V147H34ZM49 146V145H48ZM122 146V145H121ZM153 146V147H152ZM239 146H242V145H239ZM37 147H39V144H37L36 145V147H35V149L37 148ZM50 147V146H49ZM30 150H31V145H30ZM29 148H28V150H29ZM41 148V147H40ZM240 148V147H239ZM250 148V147H249ZM76 149V148H75ZM251 149V148H250ZM250 149H249V152H250ZM40 150V149H39ZM189 150V149H188ZM241 150H242V147H241ZM244 150V149H243ZM242 150V151H243ZM42 151V150H41ZM78 151V150H77ZM167 151H168V153H167ZM239 151V153H241L240 152V150H238ZM248 152V153H249ZM135 153V152H134ZM244 153V152H243ZM242 153V154H243ZM136 154H138V153H136ZM247 155V154H246ZM255 155V154H254ZM65 156V155H64ZM143 155H141V157H142ZM146 156V155H145ZM244 156V155H243ZM11 157V156H10ZM49 157V156H48ZM58 157V156H57ZM256 157V156H255ZM47 158V157H46ZM96 158H98L99 159V157H96ZM7 158H5V160H4V166L8 163L7 162V160H6ZM65 159H66V157H65ZM81 159V158H80ZM60 160V159H59ZM58 160V161H59ZM62 160H63V158H62ZM119 160V159H118ZM224 160V159H223ZM8 161H9V159H8ZM33 161V160H32ZM49 161V160H48ZM84 160H82V162H83ZM115 161H117V160H115ZM175 161H177V160H175ZM220 161H222V160H220ZM52 162H54V161H52ZM56 162V161H55ZM54 162V163H55ZM64 162H66V161H64ZM118 162V161H117ZM116 162V163H117ZM224 162V161H223ZM223 162L219 165V167H217V168H219L218 169V173H215L216 174V176L218 175L219 176V180H220V178H222L224 175L222 174L223 173V169L225 168L224 166H223ZM43 163V162H42ZM58 163V162H57ZM60 164V167H61V169L59 170V173L63 176V180H62V183H63V192H62V197L60 198L59 197V195H60V193L59 192H57L56 193V195H55V193H54V197H55V201H54V205L52 206V210L50 211V213H49V215H45V217L43 216V219L41 220V221H39L38 220V213H40L41 212V210H42V208H43V202H42V200L39 198V197H37L36 196V194H34V193H31V194H27L28 195V203H29V205H28V212L26 213V215H25V218H26V220H29L31 223H33L34 225V229L36 230H38V232H39V229H41V231L42 230H53L54 231V228H57V230L59 229L60 230V232L65 236V238L63 239V240H61L60 238L58 239V240H56L55 241V244L53 245V243H51L52 244V246L49 248V247H44L43 248V245H41L40 244V242L39 241H37L36 240V235L38 234H35V235H33L32 237H30L29 238V242H27V241H24V240H22L21 238H20V235H18L19 233H17V231H16V229L12 226V224H10V219L11 218H13V219H15L14 217L16 216V214H17V210H18V208H19V204H16V203H11L9 206H7V208H6V210H5V214H4V216H5V222L4 223H1V225H0V258L4 255L5 256V253H8V252H16L17 253V255L19 256V258L16 260L15 259V256H14V259L16 260L15 262H11L10 264H63V262L61 261L62 260V255L63 254H65L66 252H68V253H72L73 255H75V257H78V260H77V262L78 263H80V264H137V259L138 258H140V254H139V251H140V246H141V242H142V238L144 237V236H146V235H149V233H152V234H154V237L158 240V241H161L163 244H165L164 245V247H165V249L163 250V248H162V252H160L159 254H158V258H156L157 259V261L154 263V264H165V260L167 259V257H170L171 255H175V258H176V261H177V263L176 264H201L202 263V261H203V256H204V253H205V255H206V249L208 248V247H210V246H212L213 245V237H212V235L210 234V233H208L207 232V230L206 231H203L200 227H202V226H205V227H207V226H213L214 225V223H213V220H212V217L210 216V214L207 212V211H205V209H206V207H207V202L209 201V198H208V195L207 194H204L203 192L200 194V192H199V197L194 201V203H193V206L196 208V210L197 211H200L201 213H204V214H202L203 215V219H201L200 220V223H199V226H197L198 228H199V232H198V236H197V240L196 241H194L193 243H188V244H184V243H182L179 239H178V236H176V234L175 235H173V233H171L170 232V227H169V223H168V219L167 218H161L160 216H158V215H156V216H154L153 218H150L151 220L148 222V221H146V219H143L142 221H140L138 218H136L135 219V217H134V214H135V212L134 211H132V210H127L125 207H124V209H123V211L125 212V214H122V215H120V217H118V218H116V217H112V213H114V211L117 209V207H113V206H110V205H107L106 206V208L104 209V212H106V215H105V217H103V218H99L98 220H95L96 221V224H97V229L99 228V231H98V233H96V235L98 234L99 236L98 237H96V239L94 238L93 240L91 239L90 240V238H89V241H88V243H86L87 244V247H89V249H88V251L85 249L86 247H84L83 245H81L80 246V244H82L83 243V239L81 238L82 236H83V234L82 233H77V230H79L80 229V227L82 226L81 224H82V221H84L83 219H84V216H87L86 215V212L88 211V210H92L96 205H97V203H99V201L101 202L102 201V199L103 198H105L107 195H108V192H107V188L109 187H107V183H106V179H104V177H101L100 179L102 180V183H100V181H99V179L98 180H96L94 183L95 184H97L96 186H93V187H88L87 189H85L78 197H77V201H76V203L72 206V207H68V205H70L68 202H69V198H68V196H70L69 195V192L71 191V190H73L74 189V186H71L72 185V182H71V180H70V178H71V176L70 175H66V173H64V171H62V169L64 168V163L62 162H59ZM67 163V162H66ZM34 164V163H33ZM81 164V163H80ZM93 164L95 165V163L93 162ZM53 165V164H52ZM51 165V166H52ZM57 165V164H56ZM55 165V166H56ZM83 165V164H82ZM90 165V164H89ZM88 165V166H89ZM105 165V164H104ZM122 166V165H121ZM7 167V166H6ZM185 167V166H184ZM71 168V167H70ZM89 168V167H88ZM101 168V167H100ZM227 168V167H226ZM7 169V168H6ZM8 169H9V167H8ZM34 169H35V167H34ZM81 169H82V167H81ZM1 170V169H0ZM5 170V169H4ZM12 170V171H13ZM57 170V169H56ZM227 170H228V168H227ZM7 171V170H6ZM11 171V172H12ZM35 171V170H34ZM58 171V170H57ZM90 171V170H89ZM226 171V169L224 170V172ZM30 172V171H29ZM70 172V171H69ZM72 172V171H71ZM78 172V171H77ZM114 172H116V170L115 171H113V173ZM197 172V165L196 166H193L192 167V169L191 170H185L184 169V171L182 172V174L184 175V177H183V175H182V178H183V180H184V183H183V185L180 187L179 186V188H177L178 190H180V188L181 189H184V190H186V191H189L190 192V190H191V183L189 182V180L194 176V174ZM1 173V172H0ZM11 174V173H10ZM19 174L17 175V176H19ZM112 174V173H111ZM118 174V173H117ZM2 175H3V173H2ZM221 175V176H220ZM227 174H225V176H226ZM27 176V175H26ZM58 176V175H57ZM122 176V175H121ZM120 176V177H121ZM134 176V175H133ZM11 177H13V176H11ZM28 177V176H27ZM113 177H114V175H113ZM144 177V176H143ZM36 178L38 179V180H36V179H34V181H33V184H34V186H35V188H37L38 190H40V191H42V189L44 188V179H42V178H39L38 177V175H36ZM61 178V177H60ZM131 178V177H130ZM213 178H215V177H213ZM19 178H17V180H18ZM112 179V178H111ZM122 179V178H121ZM134 179V178H133ZM217 179V178H216ZM2 180V179H1ZM13 180H16L15 178L13 179ZM12 180V181H13ZM24 180V179H23ZM30 180V179H29ZM106 180V181H105ZM112 180H114V179H112ZM123 180V179H122ZM213 180H215V179H213ZM3 181H4V179H3ZM19 181V180H18ZM99 181V182H98ZM109 181H110V179H109ZM125 181V180H124ZM128 181V180H127ZM130 181V180H129ZM217 182H218V180H216ZM215 181V182H216ZM222 181H223V179H222ZM2 182V181H1ZM8 182V181H7ZM20 182L22 183V184H24V181H19V184H20ZM118 182V181H117ZM120 182V181H119ZM123 182V181H122ZM126 182V181H125ZM215 182H213V183H215ZM216 182V183H217ZM26 183H28L27 181H26ZM25 183V184H26ZM121 183V182H120ZM129 183V182H128ZM136 183V181L135 182H133V183H129L128 185H126V186H121L120 184V186H121V190H122V197H123V199H124V202H127L130 206H129V209H135L136 211L137 210H139V209H143L144 207H146L147 205H150L151 204V199H150V197L149 196H144V197H141V194L139 195V194H137V192H136V186L134 187V185L133 184H135ZM222 183V182H221ZM24 184V185H25ZM109 184V183H108ZM115 184V183H114ZM113 184V185H114ZM189 184V185H188ZM218 184H220V182L218 183ZM71 186V189H70V191H68V189L69 188H67L68 186ZM118 185V184H117ZM124 185V184H123ZM215 185V184H214ZM11 186V185H10ZM27 186V185H26ZM115 186V185H114ZM139 186V185H138ZM0 187H1V185H0ZM111 187V186H110ZM191 187V188H190ZM3 188V187H2ZM8 188V187H7ZM10 188V187H9ZM154 188H155V186H154ZM113 189V188H112ZM115 189V188H114ZM158 190V189H157ZM196 190V189H195ZM35 191V190H34ZM209 191V190H208ZM151 192V191H150ZM1 193V192H0ZM38 193H39V191H38ZM111 193V192H110ZM115 194V193H114ZM113 194V195H114ZM8 195V194H7ZM9 195H10V193H9ZM118 195H119V191H118ZM77 196V195H76ZM13 197V196H12ZM74 197V196H73ZM190 197H192V193H190ZM194 197V196H193ZM25 198H26V196H25ZM112 198V197H111ZM153 198V197H152ZM216 198V197H215ZM224 198V197H223ZM222 198V199H223ZM14 199V198H13ZM22 199H23V197H22ZM120 199H122V198H120ZM190 199V198H189ZM192 199V198H191ZM218 199V198H217ZM117 200V199H116ZM192 200H194V199H192ZM219 200V199H218ZM218 200H216V201H218ZM10 201V200H9ZM12 201V200H11ZM16 201V200H15ZM14 201V202H15ZM19 201V200H18ZM135 201V204L133 205L132 204V202H134ZM21 202V201H20ZM27 202V201H26ZM110 202V201H109ZM154 202V201H153ZM158 202V201H157ZM209 202H211V201H209ZM10 203V202H9ZM50 203V202H49ZM221 203V202H220ZM27 204V203H26ZM122 205H123V202L121 203ZM131 204H132V206H131ZM160 204V203H159ZM158 204V205H159ZM72 205V204H71ZM105 205V204H104ZM219 205V204H218ZM45 206V205H44ZM65 206V207H64ZM214 206V205H213ZM21 207V206H20ZM26 207V206H25ZM45 208V207H44ZM61 208H62V210H61ZM103 208V207H102ZM123 208V207H122ZM220 208H221V205H220ZM47 209V208H46ZM69 209H70V211H69ZM96 209V208H95ZM167 210V209H166ZM165 210V211H166ZM27 211V210H26ZM47 211V210H46ZM69 211V212H68ZM209 211V210H208ZM99 212V211H98ZM142 212V211H141ZM149 212V211H148ZM213 212V211H212ZM23 213V212H22ZM91 213V212H90ZM93 213V212H92ZM91 213V214H92ZM164 213V212H163ZM173 213V212H172ZM21 214V213H20ZM150 214V213H149ZM160 214V213H159ZM152 215H153V213H152ZM59 216V217H58ZM93 216V215H92ZM116 216V215H115ZM89 217H90V215H89ZM101 217V216H100ZM149 217V216H148ZM60 218H62L63 220L65 219V227L64 226H62L61 225V223H60ZM96 218V217H95ZM12 219V220H13ZM18 219V218H17ZM97 219V218H96ZM171 219V218H170ZM63 220H62V223H63ZM68 220H69V222H68ZM94 220V219H93ZM148 220V219H147ZM21 221V220H20ZM171 221V220H170ZM8 222V223H7ZM85 222V221H84ZM91 222V221H90ZM19 223V222H18ZM86 223V222H85ZM84 223V224H85ZM175 223V222H174ZM171 224V223H170ZM21 225V224H20ZM22 225H23V223H22ZM24 225H26V224H24ZM23 225V226H24ZM64 225V224H63ZM178 225V224H177ZM31 227V226H30ZM86 227V226H85ZM84 227V228H85ZM241 227V226H240ZM83 228V229H84ZM186 228V227H185ZM22 229V228H21ZM26 229V228H25ZM212 229V228H211ZM36 230V231H37ZM32 231V230H31ZM26 232V231H25ZM28 232V231H27ZM35 232V231H34ZM42 232H44V231H42ZM50 232V231H49ZM83 232V231H82ZM94 232H96V231H94ZM183 232L184 233H187L188 231H186V230H183ZM195 232V231H194ZM197 232V231H196ZM24 233V232H23ZM52 233H54V232H52ZM245 234H246V232H244ZM50 234V233H49ZM197 234V233H196ZM215 234V233H214ZM240 234V233H239ZM250 234V233H249ZM30 235V234H29ZM32 235V234H31ZM41 235V234H40ZM54 235V234H53ZM151 235V234H150ZM187 235V234H186ZM248 235V234H247ZM28 236V235H27ZM90 236V235H89ZM193 236H194V233H193ZM196 236V235H195ZM23 237V236H22ZM44 237V236H43ZM48 237H49V235H48ZM248 237V236H247ZM246 237V238H247ZM24 238V237H23ZM32 238V239H31ZM53 238V237H52ZM52 238H50V239H52ZM152 238V237H151ZM45 239V238H44ZM55 239H57L56 237H55ZM215 239H217V237L215 238ZM248 239H250V238H248ZM26 240H27V238H26ZM48 240V239H47ZM59 240H61V241H59ZM183 240V239H182ZM188 240H190V239H188ZM246 240V239H245ZM43 241V240H42ZM45 241V240H44ZM50 241V240H49ZM156 241V240H155ZM157 241V242H158ZM171 241H174V244L172 245V247H169V243L171 242ZM251 241V240H250ZM47 242V241H46ZM87 242V241H86ZM184 242V241H183ZM246 243L248 242V240L247 241H245ZM252 242V241H251ZM249 243V242H248ZM44 244H46V243H44ZM48 245V244H47ZM48 246H50V245H48ZM143 247V246H142ZM149 247V246H148ZM217 248H218V245L216 246ZM215 248V247H214ZM43 249V250H42ZM145 249V248H144ZM86 250V251H85ZM148 250H149V248H148ZM153 250V249H152ZM211 250V249H210ZM152 252H154V251H152ZM209 252V251H208ZM14 254V253H13ZM70 255V254H69ZM72 255V256H73ZM146 255V254H145ZM151 255V254H150ZM12 256V255H11ZM157 256V255H156ZM5 258V257H4ZM3 258V259H4ZM8 258V257H7ZM11 258V257H10ZM148 258V257H147ZM153 258V257H152ZM71 259V258H70ZM262 260V259H261ZM0 261H2V260H0ZM11 261V260H10ZM14 261V260H13ZM213 261V260H212ZM3 262V261H2ZM76 262V261H75ZM5 263V262H4ZM174 263H175V261H174ZM67 264V263H66ZM146 264V263H145ZM203 264V263H202Z\"/></svg>",
    "mask_w": 264,
    "mask_h": 264
}]
</instances>
